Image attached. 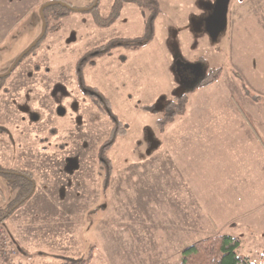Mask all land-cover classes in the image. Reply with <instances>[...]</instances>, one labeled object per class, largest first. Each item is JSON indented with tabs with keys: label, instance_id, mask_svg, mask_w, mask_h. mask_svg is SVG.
<instances>
[{
	"label": "rangeland",
	"instance_id": "1",
	"mask_svg": "<svg viewBox=\"0 0 264 264\" xmlns=\"http://www.w3.org/2000/svg\"><path fill=\"white\" fill-rule=\"evenodd\" d=\"M113 1L101 0V15L108 16ZM155 1L161 14L150 44L94 55L83 72L85 85L111 102L128 130L105 155L114 168L107 191L100 152L114 122L81 87L78 65L111 41H142L151 12L128 3L121 19L102 29L93 13L82 11L93 0L45 4L64 2L78 11L51 21L59 29L0 93V165L30 170L38 179L35 196L2 225L19 264H62L91 254V264H180L188 246L219 235L241 239V254L261 263L264 197L251 145L239 142L246 152L240 160L230 151L196 164L186 151L177 158L166 153L174 148L164 138L172 124L161 134L156 122L168 101L219 68L249 124L264 117V103L253 102L240 81L264 98V0ZM42 22L41 13L0 14V75L42 34ZM144 106L158 113L142 111ZM231 117L225 100H211L209 118ZM185 144L188 149L191 143ZM192 182L200 185L196 200ZM14 198L0 176V210Z\"/></svg>",
	"mask_w": 264,
	"mask_h": 264
},
{
	"label": "trees",
	"instance_id": "2",
	"mask_svg": "<svg viewBox=\"0 0 264 264\" xmlns=\"http://www.w3.org/2000/svg\"><path fill=\"white\" fill-rule=\"evenodd\" d=\"M96 0L90 4L89 8L93 7ZM137 4L141 8L151 12V15L146 23V36L142 38L140 45L134 44L129 45L130 50H135L137 46H144L150 44L154 40L155 36V23L161 14V7L159 3L155 0H137L136 2L131 0H115L114 4L108 14V16L101 15L100 5L92 10H86L85 12L93 13V19L95 24L102 28L107 29L117 23L121 17L124 6L126 4ZM64 4L72 6L68 3L53 2L51 6H48L44 11V18L47 23V30L45 36L34 46L36 41L41 37V35L33 42L29 48L22 52L15 60L11 66L12 72L8 71L5 74L0 75V93L2 91L7 92V84L11 79L12 74L19 68L25 60H27L34 51L39 50L46 40V38L52 32L59 29V25L50 27L51 21H57L66 18L70 13L75 12L69 9ZM45 5L42 6V8ZM60 7V8H59ZM59 8V9H58ZM88 8V9H89ZM42 18V17H41ZM43 23V22H42ZM43 33V29H42ZM114 41L109 44L95 49L88 56L84 57L80 64L78 65L77 75L81 87L87 92L88 96L92 99L93 103L100 109V111L109 116L113 122L114 127L111 131L107 143L102 146L100 156L101 169L106 172V178L104 182V189L107 191L111 184L112 175L114 172L113 165L111 161L105 156L114 146L118 138L126 137L128 135L127 127L117 118L113 113L111 102L104 97L97 89L89 88L84 83V69L90 65L89 61L92 56L96 55L99 57L111 56L112 49L115 48L113 45ZM32 47V48H31ZM107 49L106 53H95L96 51H101ZM95 53V54H93ZM223 75V69H215L207 72L202 76L198 84L192 87L187 93L175 97L173 100L167 102L163 116L156 122L158 131L164 134L167 127L174 123V121L183 115H185L187 110V105L189 103V96L197 91L205 89L209 86L216 84ZM243 85V89L246 94L252 99L253 102L257 104L264 103V98L251 92L245 85L244 80H240ZM142 111L157 114L158 112L153 107H141ZM242 115L245 120L249 123L247 116L243 113L240 108ZM0 176L5 178L11 191L15 193V198L7 205L5 210H0V226L4 225L14 214L23 208L36 194L38 179L34 172L27 169H8L0 165ZM242 240L229 236V235H219L216 237L207 238L204 240L197 241L192 245L188 246L181 255L180 264H253L249 257L241 254L240 250L242 248ZM260 264H264V253L260 255ZM92 254L87 259L79 260H65L62 264H91Z\"/></svg>",
	"mask_w": 264,
	"mask_h": 264
},
{
	"label": "crops",
	"instance_id": "3",
	"mask_svg": "<svg viewBox=\"0 0 264 264\" xmlns=\"http://www.w3.org/2000/svg\"><path fill=\"white\" fill-rule=\"evenodd\" d=\"M49 1L51 0H0V14L22 15L32 13L36 15V13H41L42 6ZM13 21L17 22L18 19L14 18ZM196 68L197 74L202 76L203 68L198 65H196ZM243 76L247 77L246 74H243ZM224 77L225 72L217 84L190 95L187 116L177 119L169 126L164 135L168 147L174 143V148L171 151L166 150V153L168 152L173 158H177L183 156L184 154L181 153L186 151L185 155L189 154L190 159L194 160L196 164L199 160L209 163V159L213 160L215 156H221L225 153L228 155L230 151L235 160H240L241 155H244V153L246 155V152L243 144L239 147V142L246 140L253 148L249 150V154L253 161L252 167L259 180L257 188L260 190V195L264 197V117L257 116L256 123L249 124L242 116L234 97L231 95L234 86L232 85V89L228 88L223 83ZM251 78L254 81V77L251 76ZM211 100L218 103L225 100L231 108L232 117L226 119L209 118V103ZM253 106H255V110L260 107L258 105ZM202 110L206 111L205 117L201 115ZM260 110L262 109L260 108ZM237 141L238 144H236ZM187 142L191 143L188 149L185 146ZM206 186H209V177L205 180ZM201 187L203 188L202 185ZM199 188V183H191L190 190L195 200L201 194ZM209 215L211 216L210 213Z\"/></svg>",
	"mask_w": 264,
	"mask_h": 264
},
{
	"label": "built area",
	"instance_id": "4",
	"mask_svg": "<svg viewBox=\"0 0 264 264\" xmlns=\"http://www.w3.org/2000/svg\"><path fill=\"white\" fill-rule=\"evenodd\" d=\"M11 240L0 226V264H19L17 251L11 247Z\"/></svg>",
	"mask_w": 264,
	"mask_h": 264
},
{
	"label": "water",
	"instance_id": "5",
	"mask_svg": "<svg viewBox=\"0 0 264 264\" xmlns=\"http://www.w3.org/2000/svg\"><path fill=\"white\" fill-rule=\"evenodd\" d=\"M131 1H137V0H131ZM99 3H100V0H96V2H95V4H94V6L93 7H91V8H89V9H86V10H92V9H94L95 7H97L98 5H99ZM65 6H67L69 9H72L73 11H78L77 9H75L74 7H72V6H69V5H67V4H64ZM48 6H51V4H47V5H45L42 9H41V17H42V20H43V33H42V35H41V37L36 41V43H34L33 45H32V47H34L44 36H45V34H46V30H47V23H46V20H45V18H44V11H45V9L48 7ZM86 10H82V11H86ZM31 47V48H32ZM10 72H12V70L10 71Z\"/></svg>",
	"mask_w": 264,
	"mask_h": 264
},
{
	"label": "flooded vegetation",
	"instance_id": "6",
	"mask_svg": "<svg viewBox=\"0 0 264 264\" xmlns=\"http://www.w3.org/2000/svg\"><path fill=\"white\" fill-rule=\"evenodd\" d=\"M115 1V0H114ZM114 1H113V4H114ZM134 2V1H133ZM100 3H101V0H100ZM99 3V5H100ZM98 5V6H99ZM113 6V5H112ZM139 8H141L140 6H138ZM112 8V7H111ZM143 9V8H141ZM124 10V9H123ZM145 10V9H143ZM142 42H135V43H130V42H125L124 40H114L113 42V45L115 46V48L121 46V47H124L125 49L129 50L130 47H128L129 45H132L131 47H133L134 44H137V45H140ZM105 46V45H104ZM108 50L107 49H104V50H101V51H96L95 53H106ZM93 53V54H95Z\"/></svg>",
	"mask_w": 264,
	"mask_h": 264
}]
</instances>
